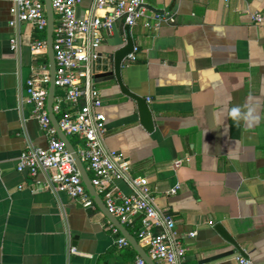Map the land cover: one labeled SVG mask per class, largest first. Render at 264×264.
<instances>
[{
	"label": "crops",
	"instance_id": "0c3cea01",
	"mask_svg": "<svg viewBox=\"0 0 264 264\" xmlns=\"http://www.w3.org/2000/svg\"><path fill=\"white\" fill-rule=\"evenodd\" d=\"M92 2L84 0L81 10ZM145 2L148 18L131 28L137 50L122 73L129 90L147 100L155 128L146 129L137 102L117 82H96L106 147L124 154L130 177L146 179L157 206L174 217L186 264H241L244 257L217 224L244 259L264 264V0ZM12 8V0H0V264H135L139 254L117 245L122 235L95 201L84 207L58 192L52 172L17 171L24 151L48 146L24 100L29 78L49 72V57L48 46L32 51L35 42H47V32L19 21ZM157 13L173 21L156 26ZM125 43L118 23L102 58ZM246 105L257 121L237 123L228 115ZM68 137L77 149L80 138ZM115 187L134 190L125 180ZM140 227L137 217L127 228L137 238Z\"/></svg>",
	"mask_w": 264,
	"mask_h": 264
},
{
	"label": "built area",
	"instance_id": "2783aa9c",
	"mask_svg": "<svg viewBox=\"0 0 264 264\" xmlns=\"http://www.w3.org/2000/svg\"><path fill=\"white\" fill-rule=\"evenodd\" d=\"M12 2V13L19 21L30 23L37 32H47L45 0ZM83 3L84 0H51L55 16L53 50L56 62L53 111L59 127L66 135L80 138L76 150L108 211L127 227L134 226L136 218L141 217V227L136 235L150 258L160 264H186L187 249L176 232L174 217L157 206L146 179L130 177L131 165L124 154L106 147L107 119L101 111L104 104L101 91L96 87L97 60L102 57L101 48L107 36L113 33L118 23L135 27L143 18H148L149 8L145 0H93L90 7L81 10ZM154 19L156 26L165 20L173 21L172 17L160 13L155 14ZM254 19L263 21L261 15ZM11 49H17L16 39L11 40ZM136 50L135 47L134 53ZM32 51L35 54L47 51V42H35ZM134 53L126 60H134ZM49 81V72L42 76L33 74L27 81L24 100L31 108L32 117L47 134L48 146L24 151L19 157L17 171L32 176L41 170L52 172L58 192L84 207H92L94 200L49 116ZM181 165L182 161L175 162L177 168ZM119 180L128 181L133 186L132 194L118 191L115 183ZM178 189L173 188L170 193L176 194ZM117 245L124 248L130 243L121 236ZM71 252L78 254L74 248ZM239 261L253 264L244 258ZM135 264L147 263L138 257Z\"/></svg>",
	"mask_w": 264,
	"mask_h": 264
},
{
	"label": "water",
	"instance_id": "95a60500",
	"mask_svg": "<svg viewBox=\"0 0 264 264\" xmlns=\"http://www.w3.org/2000/svg\"><path fill=\"white\" fill-rule=\"evenodd\" d=\"M46 11H47V46H48V57H49V74L50 81L48 86V98H47V109L49 116L52 120L54 127L57 130L59 138L65 143L67 150L72 155L74 162L82 176L84 185L88 193L91 195L96 204L99 205L100 209L104 212V214L108 217L113 226L121 233L123 237H125L130 245L137 251L139 256L147 263V264H156L149 256L147 251L140 245L137 238L129 231L127 226L123 225L118 218H116L113 214H111L102 198L99 196L97 191L91 182V177L87 172L84 164L82 163L79 154L69 139L68 135H66L59 127L57 116L53 111V105L55 102L56 96V87H55V79H56V62H55V54L53 50V40H54V28H55V16L51 5V0H45ZM126 33V43L121 48L115 50L106 58H100L97 60V74H96V82H104V81H115L117 82L121 92L129 98L134 99L138 104V110L140 114V119L142 124L146 127V129L152 132L155 128L154 116L151 111L149 104L145 98L139 97L136 94L132 93L129 88L125 85L123 81V63L126 58L134 53L135 49V41L131 32L130 26H125ZM215 230L229 243L233 244L242 256L248 259L245 251L235 242L234 238L229 234V232L225 229L222 224H217L215 226Z\"/></svg>",
	"mask_w": 264,
	"mask_h": 264
},
{
	"label": "clouds",
	"instance_id": "9594fccd",
	"mask_svg": "<svg viewBox=\"0 0 264 264\" xmlns=\"http://www.w3.org/2000/svg\"><path fill=\"white\" fill-rule=\"evenodd\" d=\"M245 107H247V111H243L240 106L234 107L229 111L228 115L237 123L240 120H244L246 123L257 121L259 118L254 114L255 110L247 105Z\"/></svg>",
	"mask_w": 264,
	"mask_h": 264
}]
</instances>
